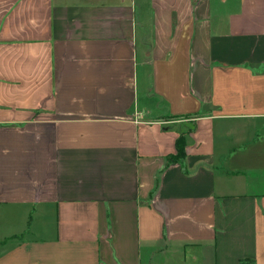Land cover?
<instances>
[{"label":"crops","instance_id":"1","mask_svg":"<svg viewBox=\"0 0 264 264\" xmlns=\"http://www.w3.org/2000/svg\"><path fill=\"white\" fill-rule=\"evenodd\" d=\"M0 222V264H264V0H0Z\"/></svg>","mask_w":264,"mask_h":264},{"label":"rangeland","instance_id":"2","mask_svg":"<svg viewBox=\"0 0 264 264\" xmlns=\"http://www.w3.org/2000/svg\"><path fill=\"white\" fill-rule=\"evenodd\" d=\"M218 1L219 0H213V2L216 3V4H218ZM137 82H138L137 84H139L141 86L148 83V81L146 80V76L140 70H139V74H138V77H137ZM141 95H142V92H140V95L138 96L139 97V100L142 99V96ZM2 220L3 221H7V220H4V219H2ZM41 222H43L44 224H42ZM8 223L6 224V226L9 225ZM0 224H1V222H0ZM33 225H34V227H31L29 229V238L30 239H34L35 237H40V233H38V231H37L38 230L37 229L38 226H41L42 228L45 227V226H47L46 222H44L43 220H40V219L38 221L34 220V222H33V224L31 226H33Z\"/></svg>","mask_w":264,"mask_h":264},{"label":"trees","instance_id":"3","mask_svg":"<svg viewBox=\"0 0 264 264\" xmlns=\"http://www.w3.org/2000/svg\"><path fill=\"white\" fill-rule=\"evenodd\" d=\"M177 152L174 156H171L169 162H181L184 159V136H179L176 140ZM246 261H242L241 264H245Z\"/></svg>","mask_w":264,"mask_h":264}]
</instances>
